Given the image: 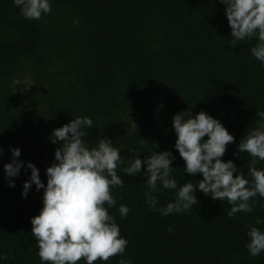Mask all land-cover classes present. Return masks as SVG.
I'll use <instances>...</instances> for the list:
<instances>
[{
	"label": "trees",
	"instance_id": "trees-1",
	"mask_svg": "<svg viewBox=\"0 0 264 264\" xmlns=\"http://www.w3.org/2000/svg\"><path fill=\"white\" fill-rule=\"evenodd\" d=\"M50 2L49 14L28 20L13 0H0V253L9 257L0 264H40L30 220L43 206V189L33 185L21 197L31 174L26 167L8 186L9 148L20 150L18 160L31 162L46 186V169L60 147L50 134L76 117L93 121L83 129L85 144L111 140L125 159L116 169L125 186L111 191L129 212L121 218L113 207L109 214L128 241L124 256L132 264H264V252L252 257L245 248L248 225L264 231L259 197L251 214L229 218V205L197 191L189 211L162 216L145 203L144 180L123 172L132 155L143 161L169 151L177 187L195 186L201 177L183 171L172 118L204 111L234 137L222 161L231 160L251 180L252 157L237 146L264 111V68L249 52L256 39L232 46L218 0ZM175 191L157 192L156 207L173 202Z\"/></svg>",
	"mask_w": 264,
	"mask_h": 264
},
{
	"label": "clouds",
	"instance_id": "clouds-1",
	"mask_svg": "<svg viewBox=\"0 0 264 264\" xmlns=\"http://www.w3.org/2000/svg\"><path fill=\"white\" fill-rule=\"evenodd\" d=\"M218 2L225 6L232 46L238 41L255 38L257 43L249 52L264 68V0ZM13 4L28 20H39L51 11L50 0H13ZM256 116L259 117L257 126L248 131L237 146L240 154L247 153L252 157L248 168L251 180L238 174L231 160L222 161L227 145L234 142V137L220 121L204 111L194 117L190 111L181 112L172 118L176 136L174 148L184 161L183 171L191 177H201L195 186L186 182L177 187L173 176L175 169L171 167L175 157L169 151H155L143 161L140 156L132 155L123 172L144 180L147 188L145 203L151 211L162 216L189 211L198 202L194 194L197 191L229 205V218L240 212L251 214L256 206L255 198L264 201V168H256V164L264 162V111H257ZM91 127L93 121L90 118L76 117L51 132L50 142L59 143L60 147L54 153L56 162L46 169V186L31 162L25 166L18 160L20 150L9 148L12 161L4 165L8 186H15L12 178L18 177L21 168L26 167L31 174L22 186L21 197L27 198L33 185L38 192L43 189V206L30 220L40 264H78L81 260L83 264H111V258L116 256L120 257L117 264H132L124 256L128 241L120 236L115 217L109 214L113 207L118 208L121 218L129 212L126 205H117L111 191L125 186L116 171L125 159L111 140L99 139L92 147L85 144L83 129ZM2 153L0 149V155ZM162 190H176L175 199L165 207L157 208L159 197L156 193ZM260 206L264 208V203ZM261 223L260 218L255 219V225ZM247 227L245 248L250 256L257 257L264 252V231L251 224ZM7 259L6 253H0V261Z\"/></svg>",
	"mask_w": 264,
	"mask_h": 264
}]
</instances>
